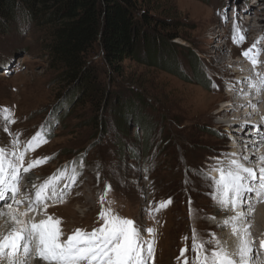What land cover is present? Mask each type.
<instances>
[{
    "label": "rangeland",
    "instance_id": "1",
    "mask_svg": "<svg viewBox=\"0 0 264 264\" xmlns=\"http://www.w3.org/2000/svg\"><path fill=\"white\" fill-rule=\"evenodd\" d=\"M147 11L179 24L178 29L170 28L179 34L173 40L174 63L168 57L159 67L126 61L123 72L114 73L108 72L97 51L91 61L98 68L95 76L106 89L107 98L87 95L76 103L62 102L65 95H74L49 54L46 27L21 21L5 25L0 30V106L11 108L15 123L9 130L21 141L35 135L41 125L50 129L47 143L26 154V160L52 157L34 169L37 177L45 179L61 166L84 158L81 174L65 201L47 209L49 215L62 219L65 236L78 228L91 231L99 226V197L105 186L111 185L108 199L114 202L116 213L134 220L142 229H156L154 264H177L176 257L185 244L189 247L185 256L191 264L192 228L198 226V236L209 239L214 223L202 212L212 210V214H218L208 195L207 182L192 170L212 172L207 165L224 154L226 143L231 147L233 141H238L237 133L251 136L247 126V133L237 131L239 126L260 123L264 115V101H242L251 97L247 89L240 104L243 112H221L222 94L218 91L228 90L231 83L218 82L220 74L215 72L221 69V57L236 66L248 65L247 69L256 70V74L264 66V0H147ZM234 23L238 35H244L243 43L233 42ZM254 43L261 50L255 68L242 55ZM190 49L202 60L206 85L193 79L188 62ZM219 51L224 56L218 57ZM245 84L238 85L249 86L251 81ZM125 101L137 108L135 111L151 129L147 139L142 140L141 128L131 120L134 114L125 115L129 116L128 126L121 122L123 108L116 104L121 107ZM217 113L230 116L225 129L216 119ZM235 113L243 115L245 121L239 117V124L233 122ZM9 140L10 136L0 130V145H7ZM256 146L252 150H263L262 145ZM254 163L247 167L256 170L263 164L257 160ZM146 164L151 165L147 172L143 171ZM169 198L172 203L156 213L155 220L150 219L145 209ZM190 201L191 207L198 210L194 218L189 216ZM185 236L189 237L187 241L182 239Z\"/></svg>",
    "mask_w": 264,
    "mask_h": 264
},
{
    "label": "snow or ice",
    "instance_id": "2",
    "mask_svg": "<svg viewBox=\"0 0 264 264\" xmlns=\"http://www.w3.org/2000/svg\"><path fill=\"white\" fill-rule=\"evenodd\" d=\"M237 27L234 23L233 42L243 43L244 35L242 32L238 35ZM260 51L254 43L242 55L255 68L259 63ZM257 76L260 77L259 85L264 87V76L259 72ZM251 87L256 88L257 83L253 82ZM13 123L15 119L11 108L0 106V130L10 136L7 145H0V202H3V206H0V220L3 221L0 224V264H32L34 260L36 264H154L156 229H142L134 220L116 213L112 208L114 202L108 199L111 185H106L99 197V226L91 231L78 228L65 236L61 228L62 219L49 215L47 209L65 201L81 174L84 158L61 166L51 176L40 181L34 169L52 157L26 160V154L47 143L50 129L47 125H41L35 135L27 141H21L19 135L9 130ZM253 128L256 135L264 138L259 125H253ZM223 155L228 158L236 157L237 154L232 152ZM259 159L264 160V156ZM216 160L215 165L207 167L217 175L202 169H193L192 172L207 182L210 188L208 195L217 212L223 214L219 220L215 216L207 217L221 230L222 236L211 232L209 239L204 240L192 228L191 264H257L254 254L256 257L262 254L264 239L259 241L257 248L245 209L264 200V167L259 168L257 175V170L247 167L240 159L231 158L226 166L221 158ZM247 160L248 156H244L243 161ZM150 167L146 164L143 171H149ZM25 177L31 189L26 190L21 197V185ZM144 178L147 179V176ZM188 182L186 179L185 184ZM171 203L169 198L160 201L155 207H147L145 211L150 219L155 220L156 213ZM23 205L26 207L21 210ZM189 205V216L194 218L198 210L191 207V201ZM37 216L43 218L37 220ZM142 232L148 235L147 239ZM182 239L187 241L189 237ZM186 252H189L187 244L176 257L177 264H189Z\"/></svg>",
    "mask_w": 264,
    "mask_h": 264
},
{
    "label": "trees",
    "instance_id": "3",
    "mask_svg": "<svg viewBox=\"0 0 264 264\" xmlns=\"http://www.w3.org/2000/svg\"><path fill=\"white\" fill-rule=\"evenodd\" d=\"M18 21L46 27L49 54L74 95H65L63 103H76L87 95L107 98L95 76L98 68L91 61L97 51L108 72L122 73L126 61L159 67L167 57L174 63L173 40L179 36L171 32L179 24L152 16L147 0H0V30ZM188 62L193 79L206 85L202 60L191 49ZM133 106L129 101L121 107L116 104L123 108L121 122L128 126L129 116L125 115L134 114L131 120L141 128L142 140L147 139L151 129Z\"/></svg>",
    "mask_w": 264,
    "mask_h": 264
},
{
    "label": "bare ground",
    "instance_id": "4",
    "mask_svg": "<svg viewBox=\"0 0 264 264\" xmlns=\"http://www.w3.org/2000/svg\"><path fill=\"white\" fill-rule=\"evenodd\" d=\"M221 54H223V53L219 51L218 57H220ZM223 56H224V54H223ZM220 59H222L220 63L222 64L221 69L223 71L221 69L215 70V72L220 74V77L218 78V82L223 83V82L227 81V82L231 83V87L228 90L221 91V89H220L218 91V93L222 94V95H219V96H221V100H220L221 105H222L221 112L222 111L226 112V111L232 110V111H236L237 113H240V112H243L240 109V106H241L240 104H242L243 102H245V104H249L250 102H258L259 103L261 101H264V87H261L259 85L260 77L257 76L256 70L247 69L248 65L236 66L233 61H227L226 62L225 61L226 59L224 57H221ZM242 60H244V59H242ZM246 61H248V59H246ZM218 67H219V65H218ZM245 69H247L246 72H245ZM239 72H245V73L244 74L242 73V76H236V75H239ZM257 72H259L261 74V76H264V66L262 68H259L257 70ZM237 80H239V81L237 82ZM253 80H255V82L257 83L256 88H253V87H251V85H249L250 81H251V84L253 83ZM241 83H246L245 85H249V86L238 85ZM245 89L251 90L250 91L251 97L247 98V101L246 100L244 101L242 99L243 90H245ZM253 95H257V97L254 99L252 97ZM241 99L243 102L241 101ZM252 100H255V101H252ZM218 114H221V113H217L215 115L216 119H218V122L221 125H222V123L224 124L223 129H225L226 128V121H227L226 119H228L230 116H228V115L227 116H219ZM235 114H232L234 117V119L232 118L233 122H238L237 124H239V117H242L241 122L245 121L243 118V115L238 117L237 116L238 114H236V115ZM261 114H264V112H262ZM260 118H261V116H260ZM261 121L262 122H260V123L258 121H256L254 124L249 123L250 126H248V124L244 123V125L239 126L238 130L236 128H234V129L239 131V132L243 131L244 133H247L248 132L247 128L249 130L250 127L253 128V125H259L260 129L263 130L264 129V115H263ZM246 126H247V128L244 129V127H246ZM231 128H233V125L231 126ZM248 134H250V132ZM236 138L238 141H233L232 142L233 144L231 145V147H229V145L226 143L227 149L224 150V154H225V152L226 153L235 152L237 155H236V157L225 158L224 155L222 154V156L220 158L223 160L224 165L225 166L227 165L229 159L238 158V159L242 160V162L245 163L246 166L251 165V163H254L257 160V162L258 161L263 162L261 167H264V160L259 159V157L264 156V146H263L264 145V143H263L264 138H262L261 135L254 134L251 136H244L243 134H239V133L236 134ZM254 138L256 139L255 145H252L251 142L253 141ZM256 144H258V146L262 145L263 150L261 152L257 151L256 149L252 150V148L254 146L257 147ZM228 147H229V149H228ZM227 150H228V152H227ZM244 156H248L247 161H243ZM256 157H257V159H256ZM216 163L217 162L215 161L214 164H216ZM214 164H212V165H214ZM254 165H255V163H254ZM256 170H257V172H259L258 171L259 168H257ZM213 173L217 174L215 172H213ZM40 181H43V179L40 178ZM30 185L31 184L28 182L27 177H25V180H24L23 184L21 185V197L26 190H29L28 188ZM152 191L154 192V190H152ZM0 206H3V202H0ZM23 207H26V205H23L21 210L23 209ZM211 212H212V210H211ZM211 212L208 213V211H204L202 213L207 217L215 216L217 220L222 219V217H223L222 213H218L217 215H214ZM245 212L248 215V223L251 225L250 232L252 234V237L256 236L255 235L256 233H258V235H259V238L255 241L256 247L259 248V241L261 239H264V200L253 203L252 207L246 208ZM42 218H43L42 216L36 217L37 220L42 219ZM198 221L201 222L200 214L198 215ZM169 222H170V220H169ZM2 223H3V221L0 220V224H2ZM165 223L168 224V222H165ZM202 224H204L203 221H202ZM195 227H196V225H195ZM168 228H169V230L171 228V226L169 224H168ZM198 229H199V227L197 226L196 230L198 231ZM210 232H215L218 237L222 236L221 230L216 226V224H213V227H212ZM253 240H255V238H253ZM258 258H261L262 261H259ZM254 259L257 261V264H264V250H262V254L259 255L258 257H256L254 254ZM32 264H36L35 260L32 261Z\"/></svg>",
    "mask_w": 264,
    "mask_h": 264
}]
</instances>
